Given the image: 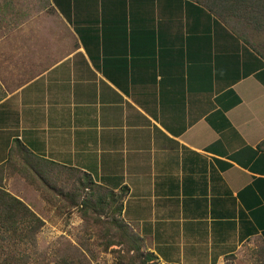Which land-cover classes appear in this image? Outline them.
Listing matches in <instances>:
<instances>
[{"label":"crops","instance_id":"1","mask_svg":"<svg viewBox=\"0 0 264 264\" xmlns=\"http://www.w3.org/2000/svg\"><path fill=\"white\" fill-rule=\"evenodd\" d=\"M87 3L0 0V166L127 186L162 264L264 259V59L192 0Z\"/></svg>","mask_w":264,"mask_h":264},{"label":"trees","instance_id":"2","mask_svg":"<svg viewBox=\"0 0 264 264\" xmlns=\"http://www.w3.org/2000/svg\"><path fill=\"white\" fill-rule=\"evenodd\" d=\"M192 1L204 6L223 21L227 27L235 30L237 35L264 59V53L259 52L256 42L250 39L249 31L242 30L245 25L250 24V20L257 16L262 18L260 15L264 16L263 0ZM15 153L19 156H16ZM27 167H29L31 173L34 170L41 175L50 174V171L53 170H57L56 172H61V170L72 172L73 176L70 180H74L72 187L77 192L74 199L81 190L88 191L87 197L81 202L80 206L85 208L83 210L85 216L94 220L93 223L100 227L101 235L110 239L106 247L114 246L115 243L127 245V255H124L122 250L118 251L119 259L115 264H148L149 262L155 264L157 262L158 257L148 251L143 238L123 219L124 202L129 194L127 186L121 188L118 192L110 190L97 184L90 174L41 158L28 150L20 141H16L15 147L11 149L9 160L0 166V264H28L30 258L34 256L27 252L29 244L35 241L37 234L44 226V221L38 214L2 186L8 168L13 172L21 171L23 177L26 178L25 175L29 174ZM22 168H24V172ZM75 174H78V176H75ZM31 177L35 179V176ZM47 177L40 176L43 185H49L47 183L49 178ZM75 177L76 179H74ZM70 196L72 197L73 194ZM87 209L93 210V214ZM104 212L107 213V219L105 220L100 217ZM111 213L113 215L112 220L108 218ZM53 264L91 263L85 251L81 252L77 247L69 246L64 253L57 257Z\"/></svg>","mask_w":264,"mask_h":264},{"label":"rangeland","instance_id":"3","mask_svg":"<svg viewBox=\"0 0 264 264\" xmlns=\"http://www.w3.org/2000/svg\"><path fill=\"white\" fill-rule=\"evenodd\" d=\"M92 1L79 0L86 6L88 5L87 2ZM76 11L78 12L77 9ZM260 16L262 18L257 16L250 20L249 25L241 28L244 31H249L250 39L256 42L259 52L264 53V16ZM16 156H19V154ZM9 169L5 172L2 186L13 196L26 203L44 221V226L37 234L35 241L32 244L30 243L27 249L28 253L34 255L30 258L28 264H53L57 257L64 253L69 246L77 247L81 252L85 251L91 264H115L118 262V251L120 250L123 251L124 255H127V245L115 243L114 246L106 247L110 239L103 237L100 227L93 223L94 220L85 216L83 211L85 208H82L80 204L87 197L88 191L79 190L78 196L74 199L77 192L72 187L74 180H70L73 176L72 172H66L65 170L56 172L57 170H53L50 171V174L41 175L34 170L31 173L29 167H27L29 174H26V178H24L21 171L13 172L10 169L12 172L10 174L8 173ZM22 169L24 172V168ZM7 173L10 176H7ZM31 176H35V179ZM40 176H48L49 181L47 183L49 185H43ZM75 176H78V174H75ZM87 210L93 214V210ZM100 217L104 220L107 219V213L104 212ZM108 218L112 220V213L109 214ZM144 244L148 249L146 242ZM148 251L150 250L148 249ZM252 257L253 260L250 264H264V259H261L260 255H253ZM148 264H154V262ZM155 264L162 263L157 260Z\"/></svg>","mask_w":264,"mask_h":264}]
</instances>
